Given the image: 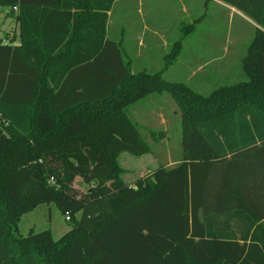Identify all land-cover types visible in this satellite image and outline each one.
<instances>
[{
  "label": "trees",
  "instance_id": "1",
  "mask_svg": "<svg viewBox=\"0 0 264 264\" xmlns=\"http://www.w3.org/2000/svg\"><path fill=\"white\" fill-rule=\"evenodd\" d=\"M116 1L0 0L21 28L19 47L0 43V264H264V137H242L258 131L254 111L264 119V0L254 12L226 0L260 29L246 79L209 94L133 73L106 40ZM73 9L91 14L84 45ZM165 94L181 111L177 163L129 185L118 158L153 150L131 110ZM44 205L71 224L59 240L20 233Z\"/></svg>",
  "mask_w": 264,
  "mask_h": 264
},
{
  "label": "crops",
  "instance_id": "2",
  "mask_svg": "<svg viewBox=\"0 0 264 264\" xmlns=\"http://www.w3.org/2000/svg\"><path fill=\"white\" fill-rule=\"evenodd\" d=\"M232 1L250 12L259 5L258 0ZM136 8L140 21L133 16ZM71 13L76 15L69 24L75 28V42L84 45L91 14L79 9ZM17 14L0 7L2 45L21 44ZM259 29L245 10L226 0H118L108 12L106 40L121 47L133 73H161L167 82L184 83L199 94H209L246 79L243 60ZM172 48L180 53L175 61L167 59ZM154 100L160 103L159 98ZM254 118L258 131L252 128L253 135L242 137L259 146L264 119L255 111ZM250 120L252 116H247L246 121Z\"/></svg>",
  "mask_w": 264,
  "mask_h": 264
},
{
  "label": "rangeland",
  "instance_id": "3",
  "mask_svg": "<svg viewBox=\"0 0 264 264\" xmlns=\"http://www.w3.org/2000/svg\"><path fill=\"white\" fill-rule=\"evenodd\" d=\"M136 10L133 16L137 21L139 20L138 8ZM175 49L172 48L173 51ZM150 99L146 100L148 102L145 106L144 104L134 106L131 112L141 125L143 135L149 137V143L153 148L152 153L140 158L122 154L118 158L121 176L126 183L132 186L138 180L150 176L160 166H174L180 152L179 128L176 125L177 120L181 118V111L177 102L169 94L159 96L160 103L158 104L154 99ZM173 113H176V116ZM73 187L77 191L88 189V185L84 184L80 178L74 181ZM19 230L23 236H27L31 230L35 232L49 230L53 239L59 240L71 230V224L55 205H44L23 216Z\"/></svg>",
  "mask_w": 264,
  "mask_h": 264
},
{
  "label": "built area",
  "instance_id": "4",
  "mask_svg": "<svg viewBox=\"0 0 264 264\" xmlns=\"http://www.w3.org/2000/svg\"><path fill=\"white\" fill-rule=\"evenodd\" d=\"M14 10L16 11V10H17V8H14Z\"/></svg>",
  "mask_w": 264,
  "mask_h": 264
}]
</instances>
